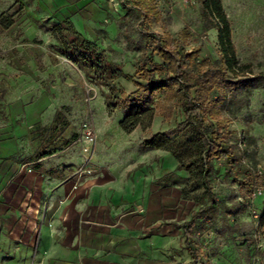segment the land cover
<instances>
[{"label":"rangeland","instance_id":"374dc122","mask_svg":"<svg viewBox=\"0 0 264 264\" xmlns=\"http://www.w3.org/2000/svg\"><path fill=\"white\" fill-rule=\"evenodd\" d=\"M117 1L122 4L107 12L104 24L86 29L84 38L96 45L94 53H87V62L68 57L65 48L74 37H64L56 24H47L42 30L28 25L20 33L2 30L0 23V141L6 126L19 122L10 112L20 105L17 97L23 92L33 95L30 101L22 100L25 103L41 97L44 106L39 128L30 133L36 135L33 141L37 140L38 147L29 148V154L42 158L70 153L80 146L84 159L90 153L85 154L82 147L89 151L92 147L84 139V129L87 124L92 127L97 135L93 157L98 156L100 163L99 156L111 151L109 162L123 169L125 186L149 189L151 212H162L156 227L151 226L154 262H190L181 225L190 220L193 211L208 204L209 188L215 193L216 208L196 221L191 235L204 260L210 264H264V178L258 177L264 172V0H221L236 47L232 68L226 65L219 41L220 22L203 14L206 0H152L150 6L157 12L150 11L144 0ZM19 11L13 5L3 13L4 21H11ZM156 40L171 49L182 47L191 72L219 63L240 81L217 107L220 119L230 120L221 140L231 148L228 158L210 159L205 145L196 150L201 137L192 124L175 133L167 144L147 142L154 134L176 129L185 121L181 107L170 118L160 110L140 115V124L131 133L121 128L126 110L117 106L114 96L121 89L130 93L137 89L136 83L144 82L137 69ZM155 60L163 64L157 54ZM168 94V89L159 91L149 107L156 109L158 100ZM208 124L216 127L218 122L208 115ZM192 161V169L180 167V162L188 165ZM103 164L92 168L91 161L86 172L106 168L107 163ZM152 201H160V206L155 208ZM35 257L36 251L24 264H37Z\"/></svg>","mask_w":264,"mask_h":264},{"label":"crops","instance_id":"0c3cea01","mask_svg":"<svg viewBox=\"0 0 264 264\" xmlns=\"http://www.w3.org/2000/svg\"><path fill=\"white\" fill-rule=\"evenodd\" d=\"M15 4L20 11L11 17L10 26H0L2 30L24 33L28 25L42 30L47 24L68 21L84 37L86 29L100 27L107 12L122 3L0 0V16ZM21 94L20 105L10 109L19 122L8 124L0 141V264L27 263L35 251L37 264H159L152 260L151 226L156 227L162 212H151V191L127 188L123 169L109 162L111 151L99 156L100 163L98 156L92 159V168L107 163L106 168L99 166L81 176L77 175L84 160L80 146L70 153L30 155L29 148L37 145L36 135L30 133L39 128L44 105L41 97L22 102L33 95ZM152 203L160 206V201Z\"/></svg>","mask_w":264,"mask_h":264},{"label":"trees","instance_id":"16d2710c","mask_svg":"<svg viewBox=\"0 0 264 264\" xmlns=\"http://www.w3.org/2000/svg\"><path fill=\"white\" fill-rule=\"evenodd\" d=\"M151 1L144 0V2L148 3L150 11L157 12L155 7L150 6ZM142 8L140 7L139 9L142 10ZM203 14L206 19H211L214 16L220 22L218 26L219 41L225 53L226 65L232 68L231 58L235 56L236 47L232 38L231 24L224 11L222 1L206 0L204 2ZM5 15L0 16V23L4 28L12 24V20L8 22L4 21ZM58 30L64 37L69 35L74 37L65 48L68 57L71 60L82 58L85 62L89 61L87 53H94L96 51L95 43L84 38L68 21L58 25ZM156 42L151 53L142 56L141 63L137 69V73L140 74V78L144 82L136 83L137 89L130 93L121 89L114 96L117 106L126 110V116L120 123L121 128L126 133H131L140 124V115L148 111L154 115V112L160 110L164 116L170 118L173 111L181 107L184 112L185 121L179 123L176 129L154 134L147 142L151 145L167 144L175 133L180 132L192 124L195 128L194 131L199 133L201 137L199 145L197 147L195 146L196 150L202 149L203 145H205L204 150L210 159L215 157L228 158L231 154V148L223 145L221 140L224 132L228 130L230 120L226 118L220 119L217 114V107L225 101L228 92L232 91L240 81L236 80L234 76H230L226 66L219 63L204 66L198 72H191L187 69L184 61L183 57L186 53L182 47L171 49L168 47V44H161L158 40ZM79 52H83L84 55L79 54ZM155 54L163 60L162 65L156 62ZM233 74H235V71ZM174 87L178 89L172 90ZM166 89L169 90V94L163 100H158L156 109L150 108L149 106L155 103L156 94ZM170 100L175 101L169 105ZM206 110L212 119L217 120L218 125L216 127L212 124L205 125L208 116ZM173 154L178 160H181L180 155L176 154V152H173ZM194 163L192 161L188 165H185L180 162V167L192 169V164ZM200 167H202L201 164ZM258 177L264 178V172ZM206 192L208 194V204L199 208L197 211H193L190 220L185 221L181 225L185 237V248L191 256V260L187 264H210L204 260L203 252L191 241L192 229L196 221L203 214L211 213L216 208L214 191L207 188Z\"/></svg>","mask_w":264,"mask_h":264},{"label":"built area","instance_id":"2783aa9c","mask_svg":"<svg viewBox=\"0 0 264 264\" xmlns=\"http://www.w3.org/2000/svg\"><path fill=\"white\" fill-rule=\"evenodd\" d=\"M90 94V90L87 91V96ZM88 100L92 99L90 96L87 98ZM84 139L86 142L92 145L91 150L89 151L88 148L82 147V151L85 152V154L90 153L89 156L84 158V163L78 168L77 174L78 176L83 175V173L86 172L87 166L91 164L93 153L95 152V147L97 144V135L94 133L93 128L90 127L88 124L85 126L84 129Z\"/></svg>","mask_w":264,"mask_h":264}]
</instances>
